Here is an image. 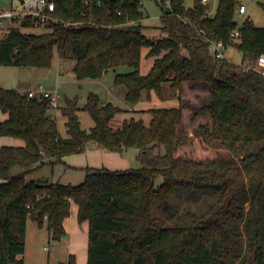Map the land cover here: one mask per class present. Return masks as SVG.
I'll return each mask as SVG.
<instances>
[{"label": "trees", "instance_id": "1", "mask_svg": "<svg viewBox=\"0 0 264 264\" xmlns=\"http://www.w3.org/2000/svg\"><path fill=\"white\" fill-rule=\"evenodd\" d=\"M54 2L49 14L57 21L47 31L25 32L38 27L27 17L0 36V65L51 68L57 51L76 62L79 80L101 79L127 65L134 70L117 73L114 82L126 88L129 103L145 91L163 96L169 83L180 105L149 109L148 125L132 118L114 129L122 109L91 93L83 110L94 124L85 129L77 98L67 99L63 137L48 100L0 86V110L9 115L0 121V136L25 142L0 148V264H25L29 218L61 241L73 203L79 223H89L87 264H264V76L248 68L264 55V27L246 19L241 39L231 40L239 0H219L214 16L202 0L191 8L185 0H156L163 12L155 34L145 23L144 0ZM210 40L238 49L242 63L214 58ZM145 59L151 65L142 73ZM199 82L210 102L192 120L207 114L212 121L199 126L213 150L204 155L182 150L194 139L182 128L187 107L181 102L187 85ZM94 144L120 154L136 149L143 167L85 168L78 185L28 179L37 168ZM17 167L22 172L14 175ZM196 194L217 201L205 213H190L187 224H163L157 210L169 213L175 198ZM67 264H78L75 254Z\"/></svg>", "mask_w": 264, "mask_h": 264}, {"label": "rangeland", "instance_id": "2", "mask_svg": "<svg viewBox=\"0 0 264 264\" xmlns=\"http://www.w3.org/2000/svg\"><path fill=\"white\" fill-rule=\"evenodd\" d=\"M30 0H25L28 3ZM248 7L246 15L236 14V21L238 26L241 27L246 19H250L257 27H264V0H244ZM219 0H212L209 3L210 16H214L218 8ZM194 5V0H185V7L191 8ZM0 9L5 11L17 10L22 13L25 8L20 0L5 1L0 0ZM144 10L148 18L145 23L150 25V34L154 33V26L159 24L162 9L157 5L156 0H144ZM20 23V22H18ZM6 27L3 31H7ZM48 29L44 25H39L36 28L24 29L25 32L41 33ZM226 58L234 64L240 65L243 61L242 53L231 47L226 51ZM74 60L60 59L57 51H55L53 66L51 68H31V67H13L0 65V86L4 88H14L17 85L32 88L37 90L42 85L45 90L59 88L60 98L58 107L55 109H62L66 105V97L77 98L78 106L80 107L79 116L82 126L89 129L93 126L94 122L91 115L83 110L87 103L88 96L91 93L97 94L103 102L113 103L115 106L122 109L111 122L114 129L122 126L125 120L129 119H142L148 125L152 119L148 110L151 108H170L178 107L180 105L179 98L173 92L169 83L163 86V96L152 92L149 95L146 91L143 92L142 98L136 104H131L126 100V88L122 85H116L114 80L117 73H127L134 69L122 65L115 69H111L101 79H85L79 80L74 76ZM151 62L145 59L142 62L141 71L147 73L150 69ZM183 105L186 106L184 123L182 128L186 131L193 141L182 150L195 149L199 154L204 155L210 151L201 137L202 130L199 129L200 124L211 125L212 121L209 116L202 115L196 120H192V113L206 109L210 97L208 88L203 83H189L184 93ZM67 118L60 114L57 117L59 131L63 137H68ZM21 142H24L21 140ZM225 156H229L230 152L222 150ZM138 150L128 149L125 150L123 155L129 161V168H141L142 162L137 158ZM70 164H50L37 168L29 175V180H43L49 179L51 182H60L63 184L78 185L82 183L86 176V169ZM107 168L113 170L109 166H100L97 169ZM126 168V169H129ZM119 170V169H115ZM125 170V169H121ZM22 172V169L17 167L14 169L13 174L17 175ZM217 196L196 194L194 196H182L175 198L169 207L170 212L165 213L157 210V215L163 220L164 225H184L192 220L190 213H205L216 203ZM249 203L246 204V207ZM85 228V227H83ZM28 244V251L25 255V264H67L71 253L77 255L78 264H87L88 260V247L80 243L78 239L77 245L71 241L68 235L62 241H55L48 231L46 225L43 229L38 223L31 218L27 220V238L26 245ZM72 246L75 250H72ZM246 247V242L243 248ZM46 248V249H45ZM235 264H239L236 261Z\"/></svg>", "mask_w": 264, "mask_h": 264}, {"label": "crops", "instance_id": "3", "mask_svg": "<svg viewBox=\"0 0 264 264\" xmlns=\"http://www.w3.org/2000/svg\"><path fill=\"white\" fill-rule=\"evenodd\" d=\"M239 2H240V5H239V8L237 10V13H239L240 15H246L248 12V7H247L246 2L244 0H239ZM241 6H246V12L245 13H240V7ZM230 48H228L226 51L230 50ZM40 86H42V85H40ZM14 88L18 89L19 91H21L23 93H28L29 91H39L40 87L37 90L32 89V88L23 87L21 85H17ZM48 91H58L59 92L60 90H59V88H55L54 90L48 89ZM67 99H73V98L66 97V103H67ZM105 103H108V102H105ZM50 114L52 115V117L55 118V120L57 122V117L60 114H62V111L60 109H53ZM8 117H9V115L7 113H4L0 110V121H4V120L8 119ZM4 145L5 146H14V147H24L25 142H21V139L14 138V137L0 136V148ZM46 160L48 162L50 161L49 158H47ZM61 163L65 164V165L70 164L69 166H71V167L75 166V168H78L81 166V168H84V169L85 168H98L100 166H109V167L113 168V170H115V169L121 170V169L129 168V161L125 158V156L123 154L109 152L107 149L101 148V147L97 146L96 144H94L92 147L87 148L83 153L70 155V156L65 157ZM48 165H50V164H48ZM72 168H74V167H72ZM43 180L51 182L49 179H43ZM64 225H65V228L67 231L66 236L69 235L71 237L72 245H73V243L77 245V241L79 239L80 243L82 245H85L86 248L88 247V244H89V237H88L89 223L88 222H84L82 224L79 223V221H78V206L75 203L72 204L71 216L65 220ZM40 227L43 229L44 225L40 226ZM83 227H85V228H83ZM50 236L52 237L51 233H50ZM75 249L76 248L72 246V250H75ZM27 251H28V244L26 245L25 255H26ZM71 254H74V253H71ZM25 255H24V258H25ZM76 257H77V255H76Z\"/></svg>", "mask_w": 264, "mask_h": 264}, {"label": "built area", "instance_id": "4", "mask_svg": "<svg viewBox=\"0 0 264 264\" xmlns=\"http://www.w3.org/2000/svg\"><path fill=\"white\" fill-rule=\"evenodd\" d=\"M203 4L207 7L206 13L210 16L209 3L211 0H202ZM23 6L25 11L20 13L17 10L5 11L0 9V36L4 33L6 27H10L13 22H22L25 18L31 17L37 19L36 26L44 25L46 28L57 20L49 13L55 10L54 0H30L28 3L24 2ZM246 12V6L240 7V13ZM241 39V30L237 26L231 31V40L239 41ZM228 47L221 40H210L209 50L214 58L217 60H224L226 58V50ZM258 70L264 76V55H261L254 65L248 67ZM28 96L34 98L40 96L43 100H48L52 109L58 107L60 94L58 91H47L40 86L39 91H29Z\"/></svg>", "mask_w": 264, "mask_h": 264}, {"label": "water", "instance_id": "5", "mask_svg": "<svg viewBox=\"0 0 264 264\" xmlns=\"http://www.w3.org/2000/svg\"><path fill=\"white\" fill-rule=\"evenodd\" d=\"M5 1H11V0H5ZM20 1L22 4L25 2V0H20Z\"/></svg>", "mask_w": 264, "mask_h": 264}]
</instances>
